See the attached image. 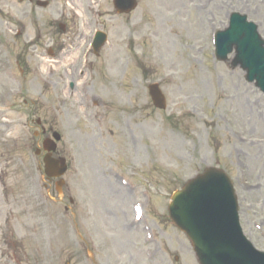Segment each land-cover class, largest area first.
Segmentation results:
<instances>
[{
  "label": "rangeland",
  "instance_id": "rangeland-1",
  "mask_svg": "<svg viewBox=\"0 0 264 264\" xmlns=\"http://www.w3.org/2000/svg\"><path fill=\"white\" fill-rule=\"evenodd\" d=\"M22 1L0 0V264H197L167 208L209 168L229 176L244 233L264 250V98L212 46L232 13L264 38V0H134L130 14L113 0ZM99 30L107 42L95 57ZM152 84L164 110L152 105ZM25 101L61 136L60 194L17 145L36 131L23 125L32 110L6 109Z\"/></svg>",
  "mask_w": 264,
  "mask_h": 264
},
{
  "label": "water",
  "instance_id": "water-1",
  "mask_svg": "<svg viewBox=\"0 0 264 264\" xmlns=\"http://www.w3.org/2000/svg\"><path fill=\"white\" fill-rule=\"evenodd\" d=\"M114 5L119 12H128L136 4L133 0H115ZM250 27L242 18H233L230 30L219 37V42L223 43L218 50L219 60H225L230 48L235 46L249 80L255 78L257 86L264 92V51L256 34L249 32ZM103 40L104 37L97 48ZM149 89L154 105L162 109L163 97L157 86ZM45 163L48 176L60 177L66 171L63 164L59 167L51 160ZM51 167L52 175L48 172ZM60 185L62 181L58 183ZM172 201L169 208L172 222L191 241L199 264H264V254L256 253L240 233L236 198L224 173L206 170L203 175L189 181L183 192L175 194Z\"/></svg>",
  "mask_w": 264,
  "mask_h": 264
},
{
  "label": "flooded vegetation",
  "instance_id": "flooded-vegetation-1",
  "mask_svg": "<svg viewBox=\"0 0 264 264\" xmlns=\"http://www.w3.org/2000/svg\"><path fill=\"white\" fill-rule=\"evenodd\" d=\"M33 1L34 0H31V2H30V0H27V2L25 4L28 7H31L32 6L31 4L33 3ZM19 2L22 3L23 1L19 0ZM259 24L261 25L262 30L264 31V27H263L264 23L261 24L259 22ZM16 64H17V66L21 65L20 62H18V61ZM19 72L23 76V79H25L24 76L26 75L25 74L26 71H22L19 68ZM33 106H34V102L30 101L29 105H27L26 101H25L22 106L13 104L12 106H10L8 108V111L13 110L15 113H18V115H19V113L22 111V107L24 109L29 108L32 110V111L26 112L22 117L24 118V124L23 125L27 130L31 127H33L36 130L33 132V138L25 137L26 133L23 132L24 133L23 137H21L22 144L20 145V142H17V141L16 142H17V145L22 146L25 149H29L30 151L33 150L35 158L36 159L39 158L40 160H42L44 158V156L46 155V153H43L42 151H40L37 148V143H38L37 139L42 143L44 139L49 138L53 134L54 130L50 127H47V125H44V123H42L43 121L36 120V118L34 117V114L36 113V109L33 108ZM18 119H21L20 116L18 117ZM17 139H20V137H18ZM52 157L60 158V156L56 153L53 154Z\"/></svg>",
  "mask_w": 264,
  "mask_h": 264
},
{
  "label": "bare ground",
  "instance_id": "bare-ground-1",
  "mask_svg": "<svg viewBox=\"0 0 264 264\" xmlns=\"http://www.w3.org/2000/svg\"><path fill=\"white\" fill-rule=\"evenodd\" d=\"M243 141V140H242Z\"/></svg>",
  "mask_w": 264,
  "mask_h": 264
}]
</instances>
